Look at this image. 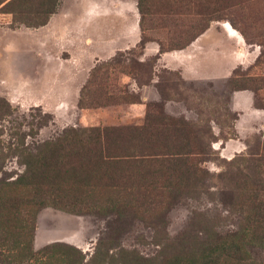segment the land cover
I'll use <instances>...</instances> for the list:
<instances>
[{
    "label": "rangeland",
    "instance_id": "rangeland-1",
    "mask_svg": "<svg viewBox=\"0 0 264 264\" xmlns=\"http://www.w3.org/2000/svg\"><path fill=\"white\" fill-rule=\"evenodd\" d=\"M106 63L93 88L119 103L80 109L89 74ZM232 77L245 87L264 77V0H57L36 28L0 12V195L26 194L8 185L22 157L66 128L138 126L149 109L212 136L201 189H162L154 176L139 195L97 189L87 213L35 210L29 237L21 207L16 225L0 228V264H156L178 235L234 230L233 183L255 178L248 153L264 135V112L251 91L227 87Z\"/></svg>",
    "mask_w": 264,
    "mask_h": 264
},
{
    "label": "trees",
    "instance_id": "trees-1",
    "mask_svg": "<svg viewBox=\"0 0 264 264\" xmlns=\"http://www.w3.org/2000/svg\"><path fill=\"white\" fill-rule=\"evenodd\" d=\"M141 2L138 0V6ZM56 5L57 0H0V12L9 14L13 23L36 28L46 24ZM206 27L202 25L178 49L189 45ZM143 42L141 38L139 45ZM158 46V54L165 52ZM107 66L106 63L92 69L79 95L80 109L119 103L111 101L113 97L105 92L97 97L93 88L98 73H105ZM246 80L254 84L239 86L236 77H232L227 87L232 91H251L254 107L264 112V98L258 97L259 91L264 93V77ZM211 138L207 129H195L183 119L149 109L138 126L66 128L22 157L23 170L8 185L26 194L0 195V228L14 227L23 207L30 211L26 232L29 237L35 210L50 207L73 215L84 214L91 209L89 192L102 189L114 195H139L146 177L161 179L162 189L196 192L210 178L201 165L211 152ZM248 155L254 161L255 178L249 181L243 176L234 182L239 194L228 204L238 220L235 229L222 237L205 232L202 241L190 232L178 235L176 246L167 248L171 252L161 251L163 259L156 264H264V135ZM19 227L24 230L25 222ZM185 241L191 244H183ZM140 261L155 264L146 259Z\"/></svg>",
    "mask_w": 264,
    "mask_h": 264
},
{
    "label": "crops",
    "instance_id": "crops-1",
    "mask_svg": "<svg viewBox=\"0 0 264 264\" xmlns=\"http://www.w3.org/2000/svg\"><path fill=\"white\" fill-rule=\"evenodd\" d=\"M251 101L249 100V103H250ZM256 113H259L260 111H256V110H254ZM263 112V111H262ZM251 114V113H250ZM251 115H253V114H251ZM254 115H257V114H254ZM250 117H252V116H250ZM253 117H256V116H253Z\"/></svg>",
    "mask_w": 264,
    "mask_h": 264
}]
</instances>
